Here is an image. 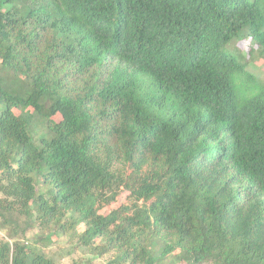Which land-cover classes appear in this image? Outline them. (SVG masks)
<instances>
[{"label":"trees","instance_id":"1","mask_svg":"<svg viewBox=\"0 0 264 264\" xmlns=\"http://www.w3.org/2000/svg\"><path fill=\"white\" fill-rule=\"evenodd\" d=\"M247 40L264 0H0V264H264Z\"/></svg>","mask_w":264,"mask_h":264},{"label":"rangeland","instance_id":"2","mask_svg":"<svg viewBox=\"0 0 264 264\" xmlns=\"http://www.w3.org/2000/svg\"><path fill=\"white\" fill-rule=\"evenodd\" d=\"M237 49L239 50L240 57L243 59L249 58L253 61L248 64L250 67L255 69L256 75L264 77V61L261 60L260 57H258V54L256 53V47L251 43L250 40H247L245 42H241L238 44ZM241 58V59H242ZM256 66V67H255ZM128 200V193L123 192L120 194L116 201L113 202L109 207L106 209L105 212H108L110 210H113L117 208L120 204L125 203ZM39 229L34 230L29 234L30 238H33L32 236L37 234ZM5 238V234L0 231V240ZM76 240H73L71 243L68 239H60L53 247L52 251L57 252L56 256L60 259L61 264H76L78 262H83L88 259L85 255H82L81 252H76L72 254H68L70 250L72 249V246L75 244ZM107 257H104L102 259H95L91 264H105L107 261Z\"/></svg>","mask_w":264,"mask_h":264}]
</instances>
